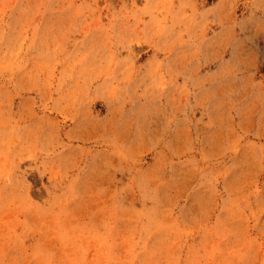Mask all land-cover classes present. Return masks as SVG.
<instances>
[{
    "label": "rangeland",
    "instance_id": "obj_1",
    "mask_svg": "<svg viewBox=\"0 0 264 264\" xmlns=\"http://www.w3.org/2000/svg\"><path fill=\"white\" fill-rule=\"evenodd\" d=\"M0 264H264V0H0Z\"/></svg>",
    "mask_w": 264,
    "mask_h": 264
}]
</instances>
